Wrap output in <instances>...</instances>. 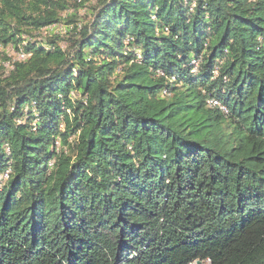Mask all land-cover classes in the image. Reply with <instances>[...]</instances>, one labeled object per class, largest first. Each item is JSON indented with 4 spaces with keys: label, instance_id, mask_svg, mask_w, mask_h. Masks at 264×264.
I'll return each instance as SVG.
<instances>
[{
    "label": "trees",
    "instance_id": "trees-1",
    "mask_svg": "<svg viewBox=\"0 0 264 264\" xmlns=\"http://www.w3.org/2000/svg\"><path fill=\"white\" fill-rule=\"evenodd\" d=\"M0 44V264H264V0H0Z\"/></svg>",
    "mask_w": 264,
    "mask_h": 264
},
{
    "label": "built area",
    "instance_id": "built-area-1",
    "mask_svg": "<svg viewBox=\"0 0 264 264\" xmlns=\"http://www.w3.org/2000/svg\"><path fill=\"white\" fill-rule=\"evenodd\" d=\"M2 47H3V45L0 44V52L2 53L3 51H6L7 56H5L3 54L0 55V63L3 64L4 66H6V71L9 70V68H13V64H12V61H11V58L15 57L13 55H16V53H17V57L13 58L12 60H14V59L21 60V59H24L27 56V54L24 53L23 51L17 52V51H14L13 49L5 50ZM213 104L214 105H218V102L217 101H213ZM224 107L225 106L221 105V108L224 109Z\"/></svg>",
    "mask_w": 264,
    "mask_h": 264
},
{
    "label": "clouds",
    "instance_id": "clouds-1",
    "mask_svg": "<svg viewBox=\"0 0 264 264\" xmlns=\"http://www.w3.org/2000/svg\"><path fill=\"white\" fill-rule=\"evenodd\" d=\"M208 262V261H207ZM206 262V263H207ZM200 263H203L202 261H200V260H197V261H194V262H192L191 264H200ZM204 264V263H203Z\"/></svg>",
    "mask_w": 264,
    "mask_h": 264
},
{
    "label": "rangeland",
    "instance_id": "rangeland-1",
    "mask_svg": "<svg viewBox=\"0 0 264 264\" xmlns=\"http://www.w3.org/2000/svg\"><path fill=\"white\" fill-rule=\"evenodd\" d=\"M80 14H83V13L80 12ZM2 54L5 55V56H7L6 51H3V52L1 53V55H2ZM200 264H203V263H200Z\"/></svg>",
    "mask_w": 264,
    "mask_h": 264
}]
</instances>
